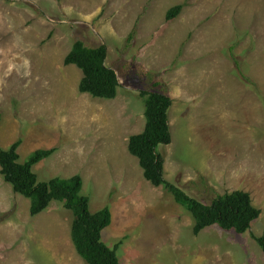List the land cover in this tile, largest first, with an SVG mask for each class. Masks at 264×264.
Masks as SVG:
<instances>
[{
    "label": "rangeland",
    "instance_id": "1",
    "mask_svg": "<svg viewBox=\"0 0 264 264\" xmlns=\"http://www.w3.org/2000/svg\"><path fill=\"white\" fill-rule=\"evenodd\" d=\"M76 40L106 46L113 99L79 91L81 70L64 64ZM141 90L172 99L165 179L204 203L248 192L261 212L246 232L195 234L144 178L128 150L145 126ZM18 140L20 161L55 149L33 166L40 180L79 174L90 210L109 207L102 240L122 264H264V0H0V147ZM72 221L59 201L31 215L0 172V264H88Z\"/></svg>",
    "mask_w": 264,
    "mask_h": 264
},
{
    "label": "trees",
    "instance_id": "2",
    "mask_svg": "<svg viewBox=\"0 0 264 264\" xmlns=\"http://www.w3.org/2000/svg\"><path fill=\"white\" fill-rule=\"evenodd\" d=\"M180 9L181 5L170 8L166 19L174 18ZM106 58L104 44L88 46L82 40L74 42L64 64L75 65L81 70L80 92L102 99H113L117 95L118 76L106 65ZM140 96L144 101L145 126L142 132L129 137L128 150L138 158L144 178L153 186H163L190 212L195 234L213 225L239 234L246 232L261 212L252 204L248 192L234 190L216 194L210 203H204L165 179L164 157L158 147L172 140L169 124L172 99L160 91L141 90ZM20 142L8 148L0 147V172L16 193L30 200V214L41 213L52 201L62 202L73 214L71 238L79 255L88 264H122L117 254L119 245L111 248L102 240L103 230L111 223L109 207L95 212L90 210L89 197L81 193L83 180L79 174L40 180L33 166L48 158L55 149H37L25 161H20ZM255 240L264 252V235L256 236Z\"/></svg>",
    "mask_w": 264,
    "mask_h": 264
}]
</instances>
